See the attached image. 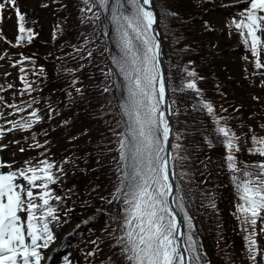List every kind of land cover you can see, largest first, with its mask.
Returning <instances> with one entry per match:
<instances>
[{"label": "trees", "instance_id": "16d2710c", "mask_svg": "<svg viewBox=\"0 0 264 264\" xmlns=\"http://www.w3.org/2000/svg\"><path fill=\"white\" fill-rule=\"evenodd\" d=\"M27 1L30 9L25 8L22 13L24 5H21L20 12L25 16V27L36 34L34 38L44 40V46L38 48L44 60L33 58L27 60L26 66H14L21 54L30 57L27 41L12 46L19 35L16 11L13 12L8 0H0L4 4L0 9V36H5L6 42L4 49L0 48V66H7L0 79V87L4 88L0 97L6 91L8 104L24 107L23 112L11 108L13 116L9 121L16 117L28 119V113L33 110L42 119L31 129L6 131L0 137V145L6 146L0 149L1 162L12 166L0 171L23 168L25 161L43 159L41 153L65 168L64 176L72 189L61 192L56 184L50 185L54 195L61 196L63 202L50 201L57 208L58 220L47 218L55 239L48 247L38 248L46 252L66 234L62 245L50 255L49 264H65L66 259L69 264H127L121 255L122 245L116 239L123 234L118 225L123 220L124 205L122 200L107 203L113 199L112 193L122 175L117 171V133L124 132L128 123L119 107L125 94L114 86L123 84V78L111 61V56H119L120 52L114 27L108 19L110 12L98 5L92 13L82 12L86 7L83 0ZM227 1L152 0L163 44L162 61L171 111L170 148L172 157L176 158L171 162L174 202L183 222L185 249L188 228L184 212L180 211L181 202L192 219L194 239L201 253L200 264H264V233L260 232L264 217L255 226L257 255L253 262L244 239L249 233L242 231L237 219V205L241 201L237 181L233 179V176L239 180L245 177L242 172L233 173L227 168V150L218 142L213 118L200 104L201 100L211 102L216 115L223 117L222 122L240 137V151L236 153L238 167L255 165L264 159L249 151L250 129L264 136V129L260 127L264 125V68L255 67L250 46L243 43L232 23L242 18V13L250 7V0ZM34 4L38 8L31 11ZM94 13L100 15L99 20H95ZM88 17L92 19L87 20ZM54 31L56 39H53ZM105 31L107 37L103 35ZM150 34L154 35L153 31ZM258 34L264 39V32ZM89 51L93 52L91 58L87 57ZM38 61L43 62V69L45 63L47 73L32 83L33 91H23L19 67L34 68ZM261 62L264 63V53H261ZM185 68L194 70L197 78L187 77ZM108 69L115 73L111 78L105 76ZM189 79L196 80L201 90L199 95L194 90H180ZM73 80L77 82L72 84ZM9 84L12 88L7 87ZM105 87L110 91L104 92ZM76 88L82 90V96ZM161 110L165 111L164 104ZM9 121L0 119V126L10 128ZM205 137L212 141L213 147L208 146ZM36 142L45 145L42 151H35ZM176 144L181 145L179 150L173 147ZM65 158L74 163L64 164ZM17 183L26 184V181L18 177ZM70 196L74 198L71 200ZM62 204H66L63 210ZM20 215L26 230L27 214ZM113 217L120 219L114 222ZM26 242L30 243V238L26 237ZM38 244L42 245L43 241ZM88 252L96 254L88 256Z\"/></svg>", "mask_w": 264, "mask_h": 264}, {"label": "snow or ice", "instance_id": "6c2138e0", "mask_svg": "<svg viewBox=\"0 0 264 264\" xmlns=\"http://www.w3.org/2000/svg\"><path fill=\"white\" fill-rule=\"evenodd\" d=\"M8 2L15 8L18 20L19 35L12 46L21 45L25 40L31 43L36 34L33 29L25 27V16L18 7H15L16 0H8ZM83 2L86 7L81 9L82 12L92 13L97 5L100 9L110 12L108 19L114 27L115 41L120 52L119 56L112 55L111 61L119 76L123 78V84L116 83L114 86L125 94L119 107L123 115L128 118V123L124 132L117 133L119 153L117 171L122 175L118 177L119 183L112 193L113 199L107 200V203L111 205L114 200H122L124 205L121 209L123 220L118 225L123 234L116 238L117 243L122 245L121 255L127 264H185V257L176 242L177 235L185 234L179 232L176 216L168 206V198L172 195V184L169 180L170 164L176 158L165 154L173 130L165 111L161 110V105L165 103L166 80L159 67V43L156 36L150 34L153 25L157 23L156 15L151 10V0H111V2L83 0ZM146 5L149 7H145ZM2 8L4 4L0 3V9ZM258 13H264V0H250V7L242 13V18L239 21L233 20L232 23L239 31L243 43L250 46L252 56L255 58V67L261 69L264 68V63L261 62L264 39L258 33L264 32V14L258 15ZM93 15L95 20L100 19L98 13ZM91 19L92 17L87 18V20ZM82 22L86 21L82 20ZM103 35L107 37L108 32L105 31ZM56 38L57 32L54 31L53 39ZM92 56L93 52L89 51L87 57ZM29 59L31 58L21 54V58L14 62V66L23 65ZM185 71L187 77L197 78L194 70L189 71L185 68ZM19 72L22 74L20 79L23 82V91H33L32 84L26 78L25 67H19ZM114 75L112 69H108L105 73L109 78ZM76 82L73 80L72 84ZM7 87L12 88V85L9 84ZM185 89L194 90L198 95L201 91L195 79H189L180 90ZM0 91H4V88L0 87ZM75 91L83 95L80 88H76ZM103 91L109 92L110 89L105 87ZM2 100L3 97H0V101ZM200 104L213 118L218 142L227 150L225 156L227 168L233 173L242 172L245 177L239 180L233 176L234 181H237L241 201L237 205L239 214L237 219L240 220L242 231L249 233L244 239L247 241L250 259L255 262L257 255L255 226L258 219L264 217V159L255 165L238 167L236 153L240 151L238 146L240 137L227 126L226 122H222L223 117L216 115L211 102L201 100ZM7 107L14 108L16 112L24 111L23 106L15 104H9ZM28 107H31V104ZM168 115H171L170 110ZM28 116V119L9 121L11 127L8 129L0 126V137H3L6 131L31 129L42 119L36 110L29 112ZM49 118L51 119V116ZM64 123L67 124L68 121ZM260 127L264 129V125ZM250 133L252 147L249 151L264 158V136L256 134L251 129ZM177 139H180L179 135ZM205 139L208 146L213 147L212 141L207 137ZM3 147L6 146L0 145V149ZM33 147L43 148L45 145L36 142ZM173 147L179 150L181 145L176 144ZM23 151L24 149L21 148V152ZM41 155L44 156L43 159L25 161L23 168L15 171H0V264H40V253L37 249L48 247L55 239L49 229L47 218L57 221V208L53 207L50 201L63 202V198L54 195L50 185L61 182L66 172L64 167L56 165L45 153ZM63 163H74V160L65 158ZM5 167L12 166L0 162V168ZM18 177L26 181V184L17 183ZM104 199L101 197V200ZM38 211L39 217H37ZM180 211L184 212V221L188 228L185 251L189 254V264H200L201 253L194 239V225L191 217L184 211L182 202ZM20 213L27 214L26 230ZM112 219L115 222L120 218ZM260 232L264 233V227ZM26 237L30 238V243L26 242ZM38 241H43V244H38ZM92 243L97 244V241ZM95 254V252L87 253L88 256ZM65 264H69L67 259Z\"/></svg>", "mask_w": 264, "mask_h": 264}, {"label": "rangeland", "instance_id": "374dc122", "mask_svg": "<svg viewBox=\"0 0 264 264\" xmlns=\"http://www.w3.org/2000/svg\"><path fill=\"white\" fill-rule=\"evenodd\" d=\"M230 1H237V0H228V2ZM152 2V0H151ZM29 3V1L25 2V0H16V6L20 9L21 5H24L23 11L24 12L25 8L30 9L29 6H27ZM153 4V2H152ZM35 5V4H34ZM32 5V6H34ZM38 8V4H36L33 9H31V11H35ZM155 9V8H154ZM13 12L15 11V8L13 7ZM4 25V24H3ZM5 26V25H4ZM15 28H17L15 26ZM4 31H7V29L4 28ZM39 35V34H38ZM2 36V35H1ZM0 36V48L4 49L5 46V36L1 37ZM44 46V40L41 38H33L31 43L27 42V48H28V55L31 57V59L33 58H39L40 60H44V56L39 52L40 50L38 48L43 47ZM29 61H25L24 64L22 66H26ZM52 63V62H51ZM36 66L34 68H27L26 72H27V80L32 84L33 82L37 81L38 79L44 77L47 73L46 67H45V63H44V69L42 68L43 62L42 61H38L35 63ZM7 67V66H6ZM6 67H1L0 66V79H1V75L4 73V71L6 70ZM41 69H43V71L41 72ZM18 85H22L21 83H18ZM8 98L9 95L8 93L5 91L3 93V102H1L2 104V108L0 110V113H3V115H0V119L4 120V121H9L10 118L13 116L10 114L11 108L6 107L8 104ZM27 104V103H26ZM21 106V105H20ZM43 112V111H42ZM22 117H16L15 120H20ZM13 120V121H15ZM45 124L48 123V121H44ZM9 126V125H8ZM36 152H40L42 151L41 148H35ZM67 178L64 176L63 180L59 183L56 184V187L58 188L59 191L63 192L64 190H71L72 188L69 187V185L67 184ZM52 186V185H51ZM175 195V192H174ZM74 198V196H70V199L72 200ZM66 207V204H62L61 205V209L63 210ZM62 217V216H61ZM69 230V229H68ZM67 230V232H68ZM71 231V230H69ZM66 234H63L60 238V240H58L54 246V251H51V253L49 254V251H44V249L38 250L37 251L40 253V264H49V257L50 255L56 251L57 246L60 244L61 240L63 237H65ZM61 246V244L58 246V248ZM57 248V249H58ZM49 254V255H48ZM48 255V256H47ZM47 256V257H46ZM32 259V258H30Z\"/></svg>", "mask_w": 264, "mask_h": 264}, {"label": "water", "instance_id": "95a60500", "mask_svg": "<svg viewBox=\"0 0 264 264\" xmlns=\"http://www.w3.org/2000/svg\"><path fill=\"white\" fill-rule=\"evenodd\" d=\"M145 7H149V6L146 5ZM151 10L156 15V11L154 9V6H153L152 2H151ZM156 18H157V16H156ZM152 31H153L154 35L156 36L157 42L159 43V46H160L159 47V52H160V57H159L160 65H159V67H160V72L164 75L165 80H166L165 68H164L163 61H162V58H163V44L161 42V37H160V33H159V30H158V27H157V23L153 25V30ZM164 109H165V114H166V116H167V118L169 120L170 126L172 128V122H171L170 116L168 115L169 104H168L167 87H166ZM171 135H172V133H171ZM171 135H170V137H171ZM170 137H169V144L167 146L166 154H169L170 156H172V153H171V150H170ZM169 180H170V183L172 184V195H170L169 198H168V206H169V208L172 209L173 213L175 214L176 220H177L178 225H179V232L182 233V229H183L182 219H181V217L179 215V212L176 209L175 203H174V186H175V182H174V177H173V171H172V168H171V164H170ZM176 242H177V244L179 246L181 254L184 255V257H185V264H189L188 255H187V252L185 251V247H184V244H183V241H182V235H177Z\"/></svg>", "mask_w": 264, "mask_h": 264}, {"label": "bare ground", "instance_id": "6f19581e", "mask_svg": "<svg viewBox=\"0 0 264 264\" xmlns=\"http://www.w3.org/2000/svg\"><path fill=\"white\" fill-rule=\"evenodd\" d=\"M62 243H63V242H61V245H62ZM52 251H54V250H52Z\"/></svg>", "mask_w": 264, "mask_h": 264}]
</instances>
